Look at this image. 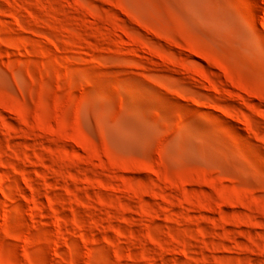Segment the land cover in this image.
<instances>
[{
	"label": "rangeland",
	"instance_id": "1",
	"mask_svg": "<svg viewBox=\"0 0 264 264\" xmlns=\"http://www.w3.org/2000/svg\"><path fill=\"white\" fill-rule=\"evenodd\" d=\"M0 264H264V0H0Z\"/></svg>",
	"mask_w": 264,
	"mask_h": 264
}]
</instances>
